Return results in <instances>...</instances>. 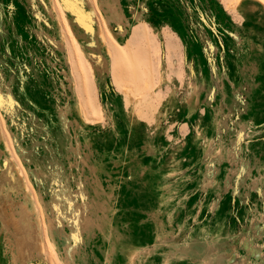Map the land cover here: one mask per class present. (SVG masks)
<instances>
[{
  "label": "rangeland",
  "instance_id": "rangeland-1",
  "mask_svg": "<svg viewBox=\"0 0 264 264\" xmlns=\"http://www.w3.org/2000/svg\"><path fill=\"white\" fill-rule=\"evenodd\" d=\"M239 2L0 0V226L35 224L0 264H65L39 215L101 197L146 264H264V10ZM97 243L79 264L126 263Z\"/></svg>",
  "mask_w": 264,
  "mask_h": 264
},
{
  "label": "bare ground",
  "instance_id": "bare-ground-1",
  "mask_svg": "<svg viewBox=\"0 0 264 264\" xmlns=\"http://www.w3.org/2000/svg\"><path fill=\"white\" fill-rule=\"evenodd\" d=\"M239 1V4L245 3V5H249L247 7L250 9H254L258 6L264 10V0ZM5 144L7 147L6 141ZM91 206L94 208L93 212H90ZM140 207V211L145 217L144 224L147 226V228L142 226V230L150 232L157 238L169 235L161 222L160 214L156 206L153 208L148 207L145 205V201H143ZM34 209L36 210L35 207ZM43 214L39 215L40 225L43 229L47 230L50 237V246L58 251L65 264H79V261L81 260V247L89 243L94 245V243L98 242L95 241L98 240L99 235L102 242L100 241L101 243H97L96 246H99L101 252L105 256L106 262L111 263L123 254L126 258V263L124 264L136 263L137 250L133 248L134 244L129 245V241L119 240L122 233V229L119 228L118 225L119 213L118 210L110 207L107 198L104 199L101 197L97 200H86L83 209H74V214L70 216H66L63 213L57 214L56 212H53L49 217V224L46 223ZM30 217L31 216L27 213L25 208L20 209L19 220L17 222L12 221V227L15 234H18L19 229L21 228L27 233L28 239L33 237L35 230L32 228H34L35 225ZM93 223H96V225H92ZM88 236L91 241L88 240ZM130 247V254H124L125 252H128L127 249ZM19 252H21V250ZM124 256L122 258H124ZM20 258H24L22 252L20 253Z\"/></svg>",
  "mask_w": 264,
  "mask_h": 264
},
{
  "label": "crops",
  "instance_id": "crops-1",
  "mask_svg": "<svg viewBox=\"0 0 264 264\" xmlns=\"http://www.w3.org/2000/svg\"><path fill=\"white\" fill-rule=\"evenodd\" d=\"M240 4H242V3H240ZM239 4V5H240ZM22 208H25V207H21V209ZM4 210H5V212H6V216H7V222H6V225L5 226H0V234L1 233H3V231L5 232V228L7 227V228H13L12 227V224H13V222L12 221H15V222H17L13 217L14 216H12V214H11V209L10 208H8V207H6V208H4ZM25 210L27 211V209L25 208ZM27 213H28V211H27ZM30 215V214H29ZM30 216H32L33 217V215H30ZM31 219V218H30ZM32 220V219H31ZM137 222H140L139 221V218H138V221ZM137 222H134V223H136V224H134L135 226L136 225H138V224H140V223H137ZM35 225V224H34ZM139 226V225H138ZM131 227V226H130ZM133 227V226H132ZM124 231L125 232H127V235H128V238H127V240H122V241H129V245H132V244H134V247L133 248H135L137 251V258H136V263L135 264H146L147 262H149V261H151V260H148V261H145L144 260V256H145V252H147V248L146 247H148L147 245H148V243H149V241L150 240H148L147 242H146V240H145V238H144V240L140 237V236H142V235H140L139 236V231L137 230V231H133L131 228H126V229H124ZM85 238H86V236H85ZM90 238H89V236H88V240H89ZM89 241H91V240H89ZM4 244H5V247H3V249H6V248H8V243H5L4 242ZM9 244H10V242H9ZM93 246V245H92ZM126 247V246H125ZM132 247V246H131ZM131 247L130 248H128L127 249V251L128 252H125L124 254H130V249H131ZM93 249L95 250V248L93 247ZM99 250V249H98ZM236 264H243L242 262H236Z\"/></svg>",
  "mask_w": 264,
  "mask_h": 264
}]
</instances>
